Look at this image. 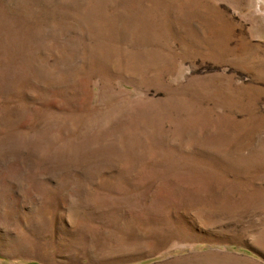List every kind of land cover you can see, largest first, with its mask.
I'll return each mask as SVG.
<instances>
[{"label":"rangeland","instance_id":"obj_1","mask_svg":"<svg viewBox=\"0 0 264 264\" xmlns=\"http://www.w3.org/2000/svg\"><path fill=\"white\" fill-rule=\"evenodd\" d=\"M0 264H264V0H0Z\"/></svg>","mask_w":264,"mask_h":264}]
</instances>
